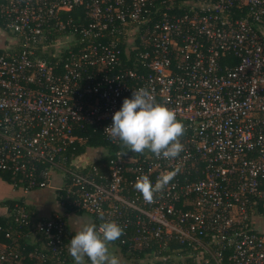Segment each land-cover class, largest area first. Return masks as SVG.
Returning <instances> with one entry per match:
<instances>
[{
  "label": "built area",
  "instance_id": "1",
  "mask_svg": "<svg viewBox=\"0 0 264 264\" xmlns=\"http://www.w3.org/2000/svg\"><path fill=\"white\" fill-rule=\"evenodd\" d=\"M140 87L184 125L174 159L106 130ZM95 133L112 151L77 153ZM165 172L144 201L136 178ZM0 173L62 181L59 212L3 206L0 264H73L81 214L123 228L121 264H264V0H0Z\"/></svg>",
  "mask_w": 264,
  "mask_h": 264
},
{
  "label": "clouds",
  "instance_id": "2",
  "mask_svg": "<svg viewBox=\"0 0 264 264\" xmlns=\"http://www.w3.org/2000/svg\"><path fill=\"white\" fill-rule=\"evenodd\" d=\"M106 127L110 138L118 140L128 152L143 153L145 150L157 158L174 159L183 150L180 137L184 125L176 113L152 98L149 89L140 87L132 91L131 97L123 99L119 110L112 115ZM173 173H162L153 182L148 175L136 178L134 189L147 202L161 191L172 179ZM123 234V228L114 220L84 223L67 243V252L73 264H121L120 258L110 251L109 244Z\"/></svg>",
  "mask_w": 264,
  "mask_h": 264
},
{
  "label": "rangeland",
  "instance_id": "3",
  "mask_svg": "<svg viewBox=\"0 0 264 264\" xmlns=\"http://www.w3.org/2000/svg\"><path fill=\"white\" fill-rule=\"evenodd\" d=\"M88 155H89L90 159H93V157H95V155L92 151L88 152ZM61 184H62L61 175L58 173H53L52 174V181L50 182V186L52 188L50 187V188H45V189H41V190L36 191L38 197L36 200H34V202L37 203L36 205L38 206V208L42 212H47V213L51 214L53 212H59L60 211L59 202L56 200L53 191H54V188L60 187ZM16 191L17 190H15V192ZM71 219L74 222H75V220H76V222H78L77 225L72 224V228L75 232L77 230H79V228L82 226V224L92 223L90 217L87 214H81L80 218L72 217ZM254 225H256L257 230H261V231L264 230L263 221H259L257 219V221L254 222ZM109 249H110V251H113L110 247H109Z\"/></svg>",
  "mask_w": 264,
  "mask_h": 264
},
{
  "label": "crops",
  "instance_id": "4",
  "mask_svg": "<svg viewBox=\"0 0 264 264\" xmlns=\"http://www.w3.org/2000/svg\"><path fill=\"white\" fill-rule=\"evenodd\" d=\"M15 190H17V189H13L11 186V183L6 182L5 180H3L0 177V212H2L3 206H5V205L1 204L2 202L6 201V200H11V201L20 200V201L24 202L26 205H28L30 208L34 209L37 215H39L41 217H46V216L50 215V213L42 212L38 208V206L36 205L37 203L34 202V200H36L38 197L36 191H32L31 193L24 194L23 191L20 189L17 190L16 192H15ZM60 211H61V209H60ZM72 224L77 225L78 222H76V220L74 222L70 217V220H68V226H69L70 230L72 231V233H75V231L72 228Z\"/></svg>",
  "mask_w": 264,
  "mask_h": 264
},
{
  "label": "trees",
  "instance_id": "5",
  "mask_svg": "<svg viewBox=\"0 0 264 264\" xmlns=\"http://www.w3.org/2000/svg\"><path fill=\"white\" fill-rule=\"evenodd\" d=\"M87 138V137H85ZM85 146H90V147H101V146H104V147H107L109 149V152L112 151V148L108 146V144L102 139V136L100 133H95V134H92L91 137H89L88 139H86L83 147H79L77 148V153H80V152H83L84 151V147ZM0 177L5 180L6 182L8 183H11L13 182V180L11 179L10 175H7V174H4V173H0ZM14 201H11V200H6L4 202H2L1 204L3 205H12Z\"/></svg>",
  "mask_w": 264,
  "mask_h": 264
}]
</instances>
